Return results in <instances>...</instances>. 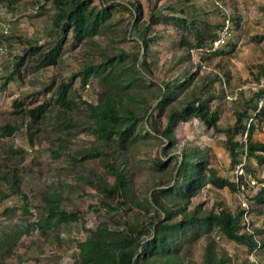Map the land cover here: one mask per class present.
Returning <instances> with one entry per match:
<instances>
[{"label":"trees","instance_id":"1","mask_svg":"<svg viewBox=\"0 0 264 264\" xmlns=\"http://www.w3.org/2000/svg\"><path fill=\"white\" fill-rule=\"evenodd\" d=\"M21 1L0 0V4L13 11ZM183 1L168 7L172 15L165 17L163 23L157 13H152L148 23L137 25L134 20L141 18L135 14L138 5L129 7L115 1L105 4L104 0H42L37 4L36 16L48 13L46 3L54 12L45 42L11 34L0 36V48H11L12 37L24 44L21 54L13 60L11 72L1 78L4 90L29 75L57 67L68 47L72 51L88 49L83 54L84 65L71 79L57 81L54 76L41 91L13 101L11 114L29 121L31 145L34 138L44 134L52 159L63 162L58 169L60 175L72 177L76 185H49L40 204L33 206L23 191L26 168L0 164V207L11 196H19L22 202L6 206L0 213V264H7L15 256L24 237L41 231L61 243L58 231L70 225H81L85 234L76 244L78 254L72 264H233L221 245L224 240L244 248L250 264H256L250 257L264 252V223L255 228L250 219L252 214L263 215V210L240 206L231 212L220 202L207 209L204 203L193 206V201L207 188L227 189L236 195L241 185L248 187L251 180H256L262 185L251 202L264 205V180L258 178L256 169L264 166V142L257 139L264 109L256 113L255 103L264 97V89L236 112L233 126L222 129L219 122L226 91L223 88L221 93L216 92V84H221L219 74L206 77L196 88L193 84L199 77L197 72L186 71L184 78L156 81L154 47L167 45L170 51L185 53L181 61L190 59L193 51L210 47L228 17L225 10L217 8L222 20L211 22L206 13L190 11L192 0ZM127 13L129 21L117 20L118 15ZM230 19L236 30L242 29L241 14L230 12ZM125 22L128 28H119ZM160 25L166 28L164 33L157 30ZM167 28L173 32H167ZM133 29L139 36L133 50L115 49L117 39L127 42ZM101 37L109 41L106 48L99 47L97 38ZM251 41L262 43L264 34L252 36ZM236 49V44L228 42L214 52L202 54L201 61L232 59ZM217 67L227 86H231V70L224 62ZM251 69L256 81L264 80V63ZM92 83L97 85L95 103L83 97ZM254 113L256 122L248 128L247 120ZM193 119L225 135L224 145L233 170L243 162L247 145L246 176H240L239 183L222 177L212 166L210 148L186 144L179 150L175 128ZM18 130L19 126L10 123L0 126V141L10 142ZM245 133L247 144L241 140ZM82 135L93 140L87 146L74 148V142ZM143 146L158 151L151 160L149 178L138 187L139 168L131 153ZM2 152L11 163L28 155L27 150L13 144ZM86 189H92L99 197L98 204L88 210L98 216L93 225L88 223V212L64 207L66 192ZM32 209L38 211V222H28L26 227L12 223L14 217L26 221L34 216ZM246 214L251 231L246 230ZM2 220L11 224L4 225ZM203 240L204 254L202 261L197 262L194 249Z\"/></svg>","mask_w":264,"mask_h":264},{"label":"rangeland","instance_id":"2","mask_svg":"<svg viewBox=\"0 0 264 264\" xmlns=\"http://www.w3.org/2000/svg\"><path fill=\"white\" fill-rule=\"evenodd\" d=\"M39 1L42 0H22L20 4L14 7L13 11L8 10L7 7L0 4L5 9V14L2 16V22L4 24H11V35L16 38H23L25 40H32L39 43H43L47 40L48 33L51 30L52 22L51 16L53 15V8L51 4H47L46 9L48 13L45 16H36V11ZM122 2L129 7L138 5L139 8L135 11L140 20L135 22L137 25L148 23L152 13H157L158 20L163 23L165 17L171 16L168 7L178 4V2L185 3L183 0H104L105 4L112 2ZM226 3V8L232 14L238 13L244 17V24L241 30H233V37L229 41L237 45L236 54L232 59H220L214 58L213 61L207 63L208 69H202L198 61L197 54H192L190 59L181 61V57L185 55L184 52H173L168 49L167 45H161L154 47L156 51L154 56V62L156 69V81H168L175 78H184L185 72L191 73L197 72L199 74L198 79L194 82L193 88H196L202 81L208 76H214L217 72L222 73L217 64L224 62V65L232 72L231 86H227V91H235L241 85H248L251 82L261 83L256 81L252 75V67L257 64L264 63V41L260 44H255L251 41L254 35L264 34V0H221ZM177 2V3H176ZM97 5L100 6L99 2ZM187 5V4H186ZM190 11L197 14H207L208 19L211 22H219L222 20V16L216 10L209 0H192L189 5ZM1 13V12H0ZM117 20L127 18L129 21V14L123 16L118 15ZM127 22L123 23L126 27ZM157 30L165 32L166 28L163 25L157 27ZM167 32H173L172 28H167ZM3 35V28L0 26V36ZM10 36V35H9ZM168 38V37H167ZM127 42H121L117 39L114 44V48L117 50L125 49L127 51L133 50L136 45V41L139 36L135 29L131 30V33L127 37ZM100 43V48H106L109 45L106 37L97 38ZM165 42V41H164ZM11 48H2L4 53L0 52V126L7 123L19 126L18 132L13 136L10 142L0 141V164L7 166H19L26 168L24 172V185L23 191L30 197L31 204L39 205L44 191L47 190L49 185H59L61 183L76 185V182L72 177H68L65 174L60 175L58 169L63 165L61 161H54L52 159L50 144L45 138L44 134L34 138L33 146L31 145V138L29 136L28 124L29 121L22 120L11 114L13 108V101L22 95H28L35 91H41L46 87L54 76H57V81L68 80L76 74L83 63V54L87 53L88 49L81 47L76 51H72L69 47L64 52L62 58L59 61L57 67L49 68L38 74L29 75L24 81L15 82L11 84L9 88L4 90L2 88V77L7 76L11 72L12 66L10 63L21 54L24 44L17 41V39L11 38ZM1 49V48H0ZM87 50V51H86ZM97 54V53H92ZM75 85H79V79H76ZM216 92L221 93L224 90L221 84H216ZM97 85L92 83L87 86L83 92V97L86 101L96 102ZM51 95H48V98ZM254 96L251 92L241 95L239 100L234 104H229L224 100L222 108L221 120L219 127L226 129L233 126L236 121V112L244 108V103L247 100L252 99ZM42 100V98H41ZM218 104V102H216ZM175 135L179 150L186 144H194L201 149L212 150L211 163L215 167L222 177L230 180L236 179V174L233 168L230 167V156L225 149L224 141L225 135L215 132L209 129L199 119H193L189 122H181L177 128H175ZM257 139L264 142V122L262 128L258 131ZM93 138L82 135L77 139L73 146H87L86 143L92 141ZM13 144L15 148H22L27 150L28 155L25 159H18L15 163L6 161L3 150H7L8 147ZM157 148L151 149V146H143L139 150H135L131 153L134 157L136 165L139 168L137 185L142 187L145 181L149 178L151 160L157 153ZM177 153H179L177 151ZM175 154V152L173 153ZM114 180L112 179L111 182ZM260 185L256 180H251L248 184L247 190L244 194H232L227 189L215 190L212 187L207 188L202 194H200L193 201V206L204 203L207 209H211L215 203H223L231 212H235L239 209L240 197L249 200L250 207L257 208L255 203L251 202V198L254 197L259 191ZM66 201L64 207L70 209H82L88 212L92 204H98L99 197L92 189H86V191L74 190L71 193L66 192L64 194ZM21 199L19 196H11L0 207V213L4 207H12L15 205H21ZM259 209V208H258ZM34 216L28 217L25 221L21 217H14L13 224L26 227L28 222H38V211L33 209ZM264 212V211H263ZM18 214H21L19 211ZM98 216L94 212L87 213V220L90 225L96 222ZM251 222L253 226L258 228L264 223V214H252ZM3 222V220H2ZM9 222V223H7ZM2 224L10 225L11 221H5ZM1 231V227H0ZM57 234H66L65 237H61V243L54 240L50 234L42 233L41 231H35L33 234L24 237L22 245L16 252L15 256L8 260L7 264H72L74 258L78 254L76 244L78 241L84 239V231L81 225H70L62 227ZM56 235V237H57ZM221 245L227 250L230 257L233 259V264H250L249 254L247 251L231 242H221ZM206 246L205 240L198 243L194 249V259L197 262L202 261L204 249ZM256 264H264V252H259L258 255H254Z\"/></svg>","mask_w":264,"mask_h":264},{"label":"built area","instance_id":"3","mask_svg":"<svg viewBox=\"0 0 264 264\" xmlns=\"http://www.w3.org/2000/svg\"><path fill=\"white\" fill-rule=\"evenodd\" d=\"M209 1L212 3V5L216 9L218 8V9L225 10L228 17L225 20V25H224L223 29H221L219 31L218 38L216 40H214L213 42H211L210 47L198 49V50H195V51L192 52V54H194V55L197 54L198 55V57H199L198 61H199L200 65H201V68L205 69V70L208 69V66H207V63H204V62L201 61V55L204 54V53H207V52L208 53L214 52V51L224 47L232 39L233 30H234L233 22L230 19V12L224 6V4L220 0H209ZM37 10H38V7H37ZM0 12H1L0 13V26H2V28H3V35H10L11 34V30H12V26H11V24H4L2 22V16H4V14H5V9L2 6H0ZM0 52L4 53V50L1 48ZM217 74H219L220 77H221V85L226 91V101L229 104L236 103L239 100V98L241 97V95L246 94L247 92H251L253 94V96H255L260 91V89H264V82H261V83L251 82L248 85H241L235 91H231L230 92V91H227V84H226V80H225L224 76L221 73H219V72H217ZM255 103L257 105L256 113H258L262 109H264V97L261 98V99H256ZM256 113H254L253 116L248 118V120H247V127L248 128L250 127V125L252 123L256 122V119H255ZM241 140L243 142H245V144H247V142H248L247 141L248 140V133H245ZM181 149H182V146H181ZM244 151H245V153L243 155V162L241 164H239L234 170L235 174L237 176L235 181L238 182V183H239V177L240 176H246L245 165H246V161H247V145H246V148H245ZM256 169H257L258 178L264 180V166L261 167V168L256 167ZM259 185L261 186L262 184H259ZM245 190H247V187H245L244 185H241V189H240V192L238 194H240V195H241V193L244 194ZM240 198H241L240 199L241 207L243 209H245V210H249L250 209V203H249L248 199H246L245 197L244 198L240 197ZM257 208H259V209L264 211V205H257ZM31 211H32V213L34 212L33 209ZM244 220L247 223L246 230L247 231H251V226H250V223H249V217H248L247 214L245 215V219ZM65 235L66 234L61 233V237H65ZM250 258H251L252 261H255L254 260V255H252Z\"/></svg>","mask_w":264,"mask_h":264},{"label":"crops","instance_id":"4","mask_svg":"<svg viewBox=\"0 0 264 264\" xmlns=\"http://www.w3.org/2000/svg\"><path fill=\"white\" fill-rule=\"evenodd\" d=\"M12 63H13V62L10 63V66H12Z\"/></svg>","mask_w":264,"mask_h":264}]
</instances>
